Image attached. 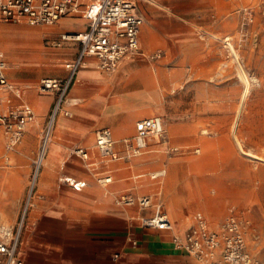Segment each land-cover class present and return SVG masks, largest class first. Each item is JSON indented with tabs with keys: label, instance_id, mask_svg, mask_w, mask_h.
Listing matches in <instances>:
<instances>
[{
	"label": "crops",
	"instance_id": "1",
	"mask_svg": "<svg viewBox=\"0 0 264 264\" xmlns=\"http://www.w3.org/2000/svg\"><path fill=\"white\" fill-rule=\"evenodd\" d=\"M141 1L138 6L146 21ZM145 21L140 34L143 50ZM87 26L83 12L51 25L27 20L0 21V52L8 64V80L16 87V91H0V96L7 106L29 105L37 115L35 121L28 123L14 150H7L1 164L11 168L3 172L6 189H1L12 199L26 188L30 205L16 224L0 227L19 232L18 251L23 264H201L175 246L174 235L183 237L188 228L176 223L162 204L152 198L153 203L146 209L122 201L152 196L146 193L157 190L158 182L138 186L137 176L139 180L147 178L141 179L144 173H135V168L159 153L156 146L161 140L151 138L144 156L132 159L107 161L97 147L94 149L99 129L109 128L116 140V150L124 152V140L136 134L138 121L160 116L165 123L164 117L158 115L164 112L148 101V96H157L162 79L156 78L150 63L136 55L125 58L115 72L99 68L94 56L85 59L68 92L65 105L68 114L62 112L56 118L53 135L56 146L53 150L49 147L28 196L40 145L39 133L56 99L54 93L41 92L38 86L43 78H66L68 64L79 51L76 43L48 46L43 40L63 32L83 31ZM1 135L5 136L0 129V153ZM78 148L87 150V160L76 153ZM89 148L94 149L93 161ZM68 177L86 182L85 187L76 190L67 182ZM101 178L111 180L100 182ZM159 211L173 222V231L142 224V217ZM198 212L209 221L205 212Z\"/></svg>",
	"mask_w": 264,
	"mask_h": 264
},
{
	"label": "rangeland",
	"instance_id": "2",
	"mask_svg": "<svg viewBox=\"0 0 264 264\" xmlns=\"http://www.w3.org/2000/svg\"><path fill=\"white\" fill-rule=\"evenodd\" d=\"M141 7L144 53L136 56L162 79L161 92L148 101L164 112L158 115L166 132L159 153L135 168L147 178L137 176L136 184L158 182L146 195L185 229L203 211L211 228L220 230L234 205L246 221L254 261L264 264V0H142ZM59 38L43 41L54 46ZM0 129V225L13 226L27 194L23 188L11 199L2 190L3 172L11 168L1 167L8 136Z\"/></svg>",
	"mask_w": 264,
	"mask_h": 264
},
{
	"label": "built area",
	"instance_id": "3",
	"mask_svg": "<svg viewBox=\"0 0 264 264\" xmlns=\"http://www.w3.org/2000/svg\"><path fill=\"white\" fill-rule=\"evenodd\" d=\"M140 0H0V21L27 20L32 24L51 25L63 17L83 12L88 19L87 29L83 31L63 32L56 46L66 42L76 43L79 51L76 58L68 64L69 75L66 78H43L38 86L41 92H52L56 99L49 118L42 130L37 157L34 161L32 193L40 169L48 153L54 135L57 116L68 114L65 105L68 92L80 67L88 56L98 60V66L106 72H115L128 56L143 54L140 34L145 18L139 10ZM7 61L0 52V91H16L7 77ZM36 114L31 106H7L0 96V124L8 136L7 150H14L26 132L30 121ZM165 123L160 116L146 118L136 123V134L124 140L125 150H116V140L109 128L96 132V147L107 161L132 159L144 155L149 148L151 138L165 139ZM76 153L83 159L89 158L84 148ZM76 190L85 187L86 182L66 178ZM111 178H101L100 182H109ZM125 204H138L147 208L152 204L151 196L123 198ZM30 202L27 201L25 212ZM24 212V214H25ZM194 222L184 236L174 235L177 248L184 249L201 264H261L254 258L246 243L244 228L246 221L235 208H230L221 229L211 228L210 222L202 212L194 216ZM142 224L164 230H174V224L163 212L141 218ZM19 232L11 228L0 227V264H23L19 256Z\"/></svg>",
	"mask_w": 264,
	"mask_h": 264
},
{
	"label": "bare ground",
	"instance_id": "4",
	"mask_svg": "<svg viewBox=\"0 0 264 264\" xmlns=\"http://www.w3.org/2000/svg\"><path fill=\"white\" fill-rule=\"evenodd\" d=\"M232 46H233V45H232ZM232 46H231V47H232ZM233 50H234V49H233ZM233 50H232V51H233ZM238 59H239V58H238ZM245 91H246V90H245ZM248 91H249V90H248ZM246 96H247V95H246ZM244 101H246V100H244ZM242 102H243V101H242ZM240 104H241V103H240ZM241 107H242V106H241ZM238 111H239V110H238ZM239 113H240V112H239ZM237 116H238V115H237ZM236 120H237V119H236ZM34 121H35V120H34ZM237 128H238V127H237ZM236 132H237V131H236ZM234 133H235V132H234ZM236 139H237V138H236ZM236 142H237V140H236ZM239 142H240V141H239ZM55 146H56V144H54V146L52 147V150L54 149ZM243 151H244V150H243ZM245 153H246V152H245ZM252 153H253V152H252ZM252 153L247 151V154L250 155L251 157H252V156H253V157H258V156H256V155H254V153H253V154H252ZM250 156H249V157H250ZM260 158H261V157H260ZM157 174H161V175H162V174H163V171H159V172H157ZM155 177H157V176L154 175L153 178H155ZM152 201H153V200H152ZM152 203H153V202H152ZM146 209H147V208H146ZM263 262H264V261H263Z\"/></svg>",
	"mask_w": 264,
	"mask_h": 264
}]
</instances>
